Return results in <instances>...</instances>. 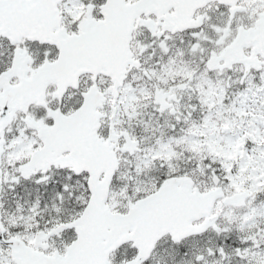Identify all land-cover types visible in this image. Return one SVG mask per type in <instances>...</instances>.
<instances>
[{
	"label": "snow or ice",
	"instance_id": "obj_1",
	"mask_svg": "<svg viewBox=\"0 0 264 264\" xmlns=\"http://www.w3.org/2000/svg\"><path fill=\"white\" fill-rule=\"evenodd\" d=\"M0 264H264V0H0Z\"/></svg>",
	"mask_w": 264,
	"mask_h": 264
}]
</instances>
